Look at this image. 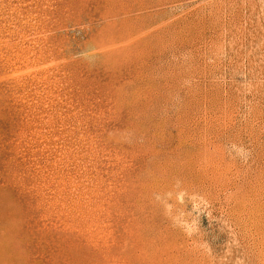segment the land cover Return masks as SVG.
I'll use <instances>...</instances> for the list:
<instances>
[{"label": "rangeland", "instance_id": "rangeland-1", "mask_svg": "<svg viewBox=\"0 0 264 264\" xmlns=\"http://www.w3.org/2000/svg\"><path fill=\"white\" fill-rule=\"evenodd\" d=\"M0 264H264V0H0Z\"/></svg>", "mask_w": 264, "mask_h": 264}]
</instances>
